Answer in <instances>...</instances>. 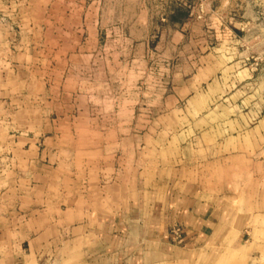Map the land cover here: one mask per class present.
I'll use <instances>...</instances> for the list:
<instances>
[{
  "label": "rangeland",
  "instance_id": "obj_1",
  "mask_svg": "<svg viewBox=\"0 0 264 264\" xmlns=\"http://www.w3.org/2000/svg\"><path fill=\"white\" fill-rule=\"evenodd\" d=\"M201 57L215 61L213 85L173 103ZM208 125L243 142L253 178L240 183L254 190L264 251V0H0V236L11 212L50 197L46 185L54 198L78 186L67 172L83 166L89 140L114 183L151 141ZM42 159L49 174L33 172Z\"/></svg>",
  "mask_w": 264,
  "mask_h": 264
},
{
  "label": "crops",
  "instance_id": "obj_2",
  "mask_svg": "<svg viewBox=\"0 0 264 264\" xmlns=\"http://www.w3.org/2000/svg\"><path fill=\"white\" fill-rule=\"evenodd\" d=\"M176 46L168 44L169 49ZM197 61L195 75L181 77L167 95L173 103L199 98L202 85H213L215 61ZM203 128L193 139L187 133L192 124L166 145L151 141L114 183L110 166H98L93 146L99 145L89 140V149L77 160L83 166L67 172L78 186L66 193L59 188L54 198L41 174L44 195L50 197L38 203L30 199L23 216L11 212L0 236V264H264L257 262L264 251L259 252L256 239L253 177L242 164L248 158L245 147L234 137H213L212 125ZM33 157L24 156L23 162L31 164ZM41 161L33 172L49 174L52 168ZM245 178L248 183L241 184ZM175 226L184 232L182 246L170 242Z\"/></svg>",
  "mask_w": 264,
  "mask_h": 264
},
{
  "label": "built area",
  "instance_id": "obj_3",
  "mask_svg": "<svg viewBox=\"0 0 264 264\" xmlns=\"http://www.w3.org/2000/svg\"><path fill=\"white\" fill-rule=\"evenodd\" d=\"M170 242L175 246H182L184 243V232L180 227H172L169 231Z\"/></svg>",
  "mask_w": 264,
  "mask_h": 264
},
{
  "label": "trees",
  "instance_id": "obj_4",
  "mask_svg": "<svg viewBox=\"0 0 264 264\" xmlns=\"http://www.w3.org/2000/svg\"><path fill=\"white\" fill-rule=\"evenodd\" d=\"M177 15L176 16H181V17H183V16H185V14L184 13H182V12H178L177 11V13H176ZM175 18V17H174Z\"/></svg>",
  "mask_w": 264,
  "mask_h": 264
}]
</instances>
